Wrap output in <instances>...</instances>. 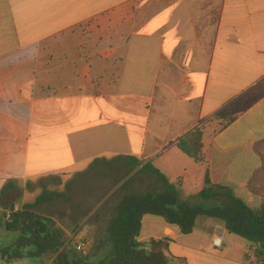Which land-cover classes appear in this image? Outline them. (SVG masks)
Returning a JSON list of instances; mask_svg holds the SVG:
<instances>
[{
  "label": "crops",
  "instance_id": "crops-1",
  "mask_svg": "<svg viewBox=\"0 0 264 264\" xmlns=\"http://www.w3.org/2000/svg\"><path fill=\"white\" fill-rule=\"evenodd\" d=\"M198 128L204 163L176 146ZM263 141L264 0H0V220L30 205L56 222L62 198L66 240L102 242L98 230L151 192L150 166L168 203L247 204ZM186 183L184 198L174 186ZM152 240L168 264H264L216 219L185 235L147 215L138 241Z\"/></svg>",
  "mask_w": 264,
  "mask_h": 264
},
{
  "label": "trees",
  "instance_id": "trees-1",
  "mask_svg": "<svg viewBox=\"0 0 264 264\" xmlns=\"http://www.w3.org/2000/svg\"><path fill=\"white\" fill-rule=\"evenodd\" d=\"M233 120V117H226L222 126H228ZM176 146L195 162L204 163L202 129L191 131L181 138ZM256 151L262 159V167L250 179L248 189L259 197V206L252 207L233 195L231 205L215 208L191 206L176 200L168 203L155 191L148 192L142 197H132L113 221L110 231L111 247L105 259L98 264H168L169 260L164 250L158 249L165 247L163 242L152 240L149 245H144L138 241L143 218L147 215L165 219L168 224L179 227L185 235L193 233L198 218L220 220L225 223L230 234L237 235L254 245L253 252L255 256L258 255V259L264 257V141L258 145ZM150 168L169 187L167 178L153 166ZM205 184L201 196L204 199L214 198L216 186L212 185L210 180L209 167L206 170ZM31 208L33 206L26 205L22 210L16 211L10 222L0 221V225L3 224L6 231L20 234L18 244L10 249L1 250L0 255L3 259L11 262L56 256L53 264H95L91 263L89 258L79 256L77 250L70 246L71 241L67 243L62 229L56 228L50 219L31 212ZM34 235H36L34 240L29 242ZM60 242L67 243L65 253ZM262 261L264 262V258Z\"/></svg>",
  "mask_w": 264,
  "mask_h": 264
},
{
  "label": "rangeland",
  "instance_id": "rangeland-1",
  "mask_svg": "<svg viewBox=\"0 0 264 264\" xmlns=\"http://www.w3.org/2000/svg\"><path fill=\"white\" fill-rule=\"evenodd\" d=\"M151 183L152 184L150 185V190L156 191L158 188V185H160L159 183H161V180L157 176H154L153 182H151ZM89 184H91V183H89ZM191 186H192V183H186L183 186L175 185L174 188L176 189V191L178 192V194L181 197L185 198V196H187V194H188V191L191 190L190 189ZM245 201L248 202L247 204H250V206L255 207V206L259 205V198H257V197H254L253 201L249 200L248 198H245ZM224 206L225 205H222L219 202H216V201L213 202L212 201L211 204H205L204 208H215V207H224ZM61 211H62V198H58V199H56V204L54 205V207L49 212V214H51V216L56 219V222L52 221L55 226H56V223H58L60 226L64 225V223L62 221ZM120 211H121V209H119L118 215L120 214ZM1 217L2 218L0 221L5 222L4 216H1ZM106 217L104 218V221H105ZM115 218H114V220H115ZM108 221H111V220L108 219ZM91 224H92L91 215H89V214L83 215L78 220V224L76 225V228H77V226L80 227L81 225H82L81 227L85 226V228H88L91 226ZM111 226H112V224L109 223L108 224V227H109L108 230H105L103 232L98 230L96 236L100 235V237H103L102 242L101 241L97 242V243L95 242L94 244L92 243L89 246H87V240H84V239L76 240V239H74V236H73L72 238H70L68 240L67 243H69L71 241L70 246L76 250H77V246L82 245V250L81 251L77 250L79 256H81L83 258L87 257V258H89V261L91 263L94 262L95 264H98L99 257L100 256L102 257L104 254H106L111 247V238H109L111 236L110 235ZM75 230L71 231V233H73ZM79 232H81V229L76 231V234H79ZM146 234H147V230L144 228L143 236H145ZM107 238H109V239H107ZM19 239H20L19 233H10V232L6 231L3 224L0 225V251L8 248L10 245H12L15 242H18ZM55 259H56V256H45L43 258H26L24 260L8 262L7 260L3 259L2 256L0 255V264H53Z\"/></svg>",
  "mask_w": 264,
  "mask_h": 264
},
{
  "label": "water",
  "instance_id": "water-1",
  "mask_svg": "<svg viewBox=\"0 0 264 264\" xmlns=\"http://www.w3.org/2000/svg\"><path fill=\"white\" fill-rule=\"evenodd\" d=\"M222 233H223V230H220V232H218V236H219V238H221V236H222ZM35 236L36 235H34V236H32L31 237V239L29 240V242H32L33 240H34V238H35ZM217 239L216 240V242H215V244L218 246V245H220V243H221V240L220 239ZM43 239V238H42ZM43 241H46L45 239H43ZM19 242H16V243H14V244H12L11 246H9L8 248H6V249H10V248H12L14 245H16V244H18ZM60 244L62 245V247H63V252L65 253V251L67 250V244H65V243H63V242H60ZM3 250H5V249H3ZM1 252V251H0ZM258 257V255H256V258ZM262 259L264 258V257H261Z\"/></svg>",
  "mask_w": 264,
  "mask_h": 264
},
{
  "label": "built area",
  "instance_id": "built-area-1",
  "mask_svg": "<svg viewBox=\"0 0 264 264\" xmlns=\"http://www.w3.org/2000/svg\"><path fill=\"white\" fill-rule=\"evenodd\" d=\"M18 211L16 208H8L4 211V220L5 222H10L12 220L13 214ZM77 250L81 251L82 250V245L77 246Z\"/></svg>",
  "mask_w": 264,
  "mask_h": 264
}]
</instances>
